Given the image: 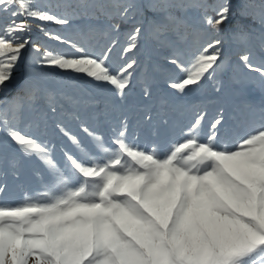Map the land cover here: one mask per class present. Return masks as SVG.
Returning <instances> with one entry per match:
<instances>
[{"label":"snow or ice","instance_id":"6c2138e0","mask_svg":"<svg viewBox=\"0 0 264 264\" xmlns=\"http://www.w3.org/2000/svg\"><path fill=\"white\" fill-rule=\"evenodd\" d=\"M77 16L88 23L75 38L49 27L69 26ZM100 17L103 26L91 23ZM33 22L41 43L26 35ZM98 30L107 39L99 49L87 39ZM226 34L245 46L239 61L257 74L250 82L264 93V0H0V135L53 178L42 193L25 194L16 204L0 201V264H264V102L256 130L232 142L223 109L209 120V101L190 103L189 125L164 153L155 144L141 147L124 114L142 36L166 50L164 82L183 97L219 83L229 63ZM172 37L191 38L195 50L185 57ZM253 41L259 64L253 63ZM26 51L30 74L13 91ZM31 65L101 89L90 104L108 122V135L82 120L87 141L73 132L69 114L33 78ZM150 81L145 74V98ZM45 98L48 112L25 124V112ZM71 118L80 120L75 112ZM144 119L152 120L150 109ZM49 133L67 141L59 146L63 165ZM19 156L0 153V169L15 167ZM6 188L0 184V194Z\"/></svg>","mask_w":264,"mask_h":264},{"label":"rangeland","instance_id":"374dc122","mask_svg":"<svg viewBox=\"0 0 264 264\" xmlns=\"http://www.w3.org/2000/svg\"><path fill=\"white\" fill-rule=\"evenodd\" d=\"M236 1H239L241 4L244 3V0H235V2ZM38 2L40 4L57 2L76 4L79 0H38ZM256 2H259V0H256ZM69 11H71V9H69ZM194 14L195 13H189L190 16ZM236 19H240L238 9L236 12ZM242 22L245 25L251 23L249 20H244ZM86 23H88V21L85 18L77 16L71 19L69 26L49 25V27L54 31H59L62 35L75 38L76 34L84 29ZM91 23L103 26L106 21L103 17H100L99 19L92 20ZM26 35L32 36L36 43H41L44 39L42 34L36 30V22L32 23V32L26 33ZM256 35H258V33ZM207 38L208 37H205V39ZM87 39L97 49L107 43L106 37L103 35L102 31L99 30L89 34ZM172 39L177 43L178 47L181 46L180 40L177 37H172ZM224 39V51L225 55L229 57V63L219 74V83L213 84L212 82H207L202 89L191 91L183 97H177L173 90L167 87L162 75L164 65L163 56L167 54L166 50L158 49L149 37L142 36L140 49L138 53H136L138 57V66L135 69L133 87L124 105V114L128 116L131 125L130 134L132 132L138 133L139 138L137 143L141 147H150L155 144L153 138L157 137L158 140L155 145L161 153H164L172 141L182 138V131L187 128L191 121V112L187 109V105L201 100L209 101L207 104L209 120L216 115L218 109L224 110L226 106L227 113L225 116L226 124L224 132L226 133V138L230 142L243 138L250 132L256 130L261 120L259 109L262 102H264V93L261 92L258 86L250 82V78L257 74L248 72L239 61V56L246 50L245 46L230 35L226 34ZM123 42L124 39L121 37V43ZM184 42L188 47L184 49L182 47L179 48L185 54V57H187V55L195 50V45H193L191 38ZM46 43L54 47H64L63 45H57L55 41H46ZM256 43V41L252 42L254 49L253 63L259 64L261 56L258 47H255ZM187 51H189V54H186ZM118 52L119 48L113 54L114 60ZM31 68L35 70L32 72L33 78L44 84L53 94L58 104L62 105L63 110L69 114L66 119L73 132L80 134L81 137L87 141V137L83 133H80L78 127L82 120L95 126L97 131L102 128V133L106 136L108 135V122L102 115H98L94 107L90 104L92 97H99L102 94L101 89L83 78L69 82L68 74L62 73L58 69L41 67L39 65H31ZM29 74V54L26 51L16 73V87H14L13 91L18 88L19 84L23 83L24 79L27 78ZM41 74L48 75L42 76ZM145 74L151 77L150 98H145L142 92ZM216 87L220 88L219 92L215 91ZM12 94L13 93H9V96ZM69 97H71V100L68 99ZM253 98H258V106L252 103ZM164 100H167V103H163ZM245 101L246 104L243 105L242 103ZM47 103L48 101L46 98L41 99L35 108L26 111L25 124L38 121L42 113L48 112ZM180 106H182L187 113V118L185 120L186 125L177 116L179 111L181 112ZM237 107H240L238 111ZM149 109L152 114V120L150 122L144 119L145 112ZM74 112L78 114L80 120L71 118V114ZM162 117L167 119V125L162 123ZM23 126L24 125H22V127ZM207 126L208 120L204 123L205 131L207 130ZM48 138L58 146L55 153L56 159L63 165L64 160L59 146L61 144H66L67 141L63 138L51 135V133H49ZM222 138L225 137L222 136ZM0 153H7L9 156L15 153L19 156L15 146L11 144V142H5V138L2 135H0ZM31 165L41 169L40 178H37L33 173ZM0 173H2L0 174V184H6L7 186L6 191L0 194V201L10 204H16L22 201L25 194L36 195L46 191L53 180L45 166L35 157L24 158L19 156V163L15 167L5 165L0 169Z\"/></svg>","mask_w":264,"mask_h":264},{"label":"bare ground","instance_id":"6f19581e","mask_svg":"<svg viewBox=\"0 0 264 264\" xmlns=\"http://www.w3.org/2000/svg\"><path fill=\"white\" fill-rule=\"evenodd\" d=\"M179 41V40H178ZM180 44H181V46H179L180 48L182 47L183 49L184 48H187L188 47V45L184 42V41H181L180 40ZM179 44V45H180ZM187 50V49H186ZM186 54H189V51H187L186 52ZM255 106H258V104H259V100H258V98H253V102H252ZM243 105H245L246 104V101L245 102H243L242 103ZM238 109H237V111L239 110V108L240 107H237ZM180 109H181V112L179 111V113H178V117H179V119L183 122V123H185V125H186V122H185V120H186V118H187V113L185 112V110H184V108H182V106H180ZM223 112H224V116H226V113H227V111H226V106L224 107V110H223ZM102 128L99 130V132H101L102 133ZM153 140H154V142H155V144L157 143V137H154L153 138ZM36 166V165H35ZM31 170H33V173L37 176V178H40L39 176H41L40 175V172H41V169H39L38 167L36 168V167H34L33 165H31ZM37 170V171H36Z\"/></svg>","mask_w":264,"mask_h":264},{"label":"crops","instance_id":"0c3cea01","mask_svg":"<svg viewBox=\"0 0 264 264\" xmlns=\"http://www.w3.org/2000/svg\"><path fill=\"white\" fill-rule=\"evenodd\" d=\"M210 2H212V0H210ZM234 2H235V0H234ZM236 2L240 3L239 1H236ZM238 10H239V9H238ZM195 14H196V13H195ZM195 14H194V15H195ZM194 15H193V16H194ZM223 27H225V26H222V28H223Z\"/></svg>","mask_w":264,"mask_h":264}]
</instances>
